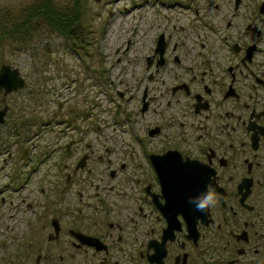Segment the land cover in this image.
Wrapping results in <instances>:
<instances>
[{
  "label": "flooded vegetation",
  "instance_id": "1",
  "mask_svg": "<svg viewBox=\"0 0 264 264\" xmlns=\"http://www.w3.org/2000/svg\"><path fill=\"white\" fill-rule=\"evenodd\" d=\"M142 5L124 89L108 80L104 102L71 110H113L119 143L101 148L94 126L66 139L76 119L49 129L55 144L23 163L5 218L0 191V264H264V0ZM46 162L52 191L31 184ZM209 186L218 203L197 211Z\"/></svg>",
  "mask_w": 264,
  "mask_h": 264
},
{
  "label": "rangeland",
  "instance_id": "2",
  "mask_svg": "<svg viewBox=\"0 0 264 264\" xmlns=\"http://www.w3.org/2000/svg\"><path fill=\"white\" fill-rule=\"evenodd\" d=\"M142 1L0 0V33H7L17 23L24 22L28 12L48 2L57 17L59 14L65 17L77 16L80 11V38L83 42V46L74 50L72 42L59 30L47 24L43 16L36 15L31 20L36 22V26L32 24L29 27V36H25L26 33L19 29L15 30L13 39L8 33L0 38V66L7 64L19 69L26 82L24 89L6 97L4 104L9 107V113L6 123L0 125V152L4 153L0 157V169L3 165L2 172L5 173L0 174V191L4 192L7 203L4 218L9 213L8 203L17 199L16 195H13L12 199L9 198L12 186L25 180L27 175L24 174L30 173L29 169L22 168L23 163L36 162L41 153L48 151V146L53 147L55 144L52 141L54 135L48 133L50 128L53 127L55 132L61 133L65 127V124H61L62 121L76 119L67 130L66 139L77 136V130L72 127L87 132L94 126V129H100L101 139L98 142L101 148L119 143L121 134L113 125V110L105 114H100L97 110L92 112L95 118L84 121L79 120L77 114L71 115V110L79 113L83 107L88 109L94 102H104L111 81L117 90L124 89L119 80L126 81V77L117 78L120 70L126 72V64H133L129 59L140 64L144 52L145 32L140 14L143 9ZM131 6L132 9L128 10ZM150 37H153L152 33ZM96 71L99 76L94 84L92 74ZM135 71L132 78L139 79L141 68L137 67ZM101 73L105 79L101 77ZM31 92H35L33 97V94L28 95ZM3 98L0 93V102ZM112 134L119 136L114 139ZM35 135L42 138L36 142V146L43 148H33L32 142L37 140ZM92 138L93 136H88L86 140ZM24 152L26 154L23 158ZM101 153L104 154L103 150ZM9 155H12V158ZM35 164L33 163L32 167H35ZM39 169L31 184L38 189L44 184L47 191H52V186L46 178L56 173L47 162L39 166ZM44 176L46 177L43 178Z\"/></svg>",
  "mask_w": 264,
  "mask_h": 264
},
{
  "label": "trees",
  "instance_id": "3",
  "mask_svg": "<svg viewBox=\"0 0 264 264\" xmlns=\"http://www.w3.org/2000/svg\"><path fill=\"white\" fill-rule=\"evenodd\" d=\"M34 8V7H33ZM36 16H43L44 21L51 25L55 30H59L70 42H72L73 49L83 46V42L80 38V24H81V14L80 11L78 12V15H69V16H64L59 14L58 17L55 16L52 12V10L49 7V3L46 2V4H43L39 8H35L31 10L30 12L27 13V16L25 17V21L17 23L16 26L11 27L10 31L7 33H0V38H3L4 34L9 35L12 39L14 38V32L15 30L18 31L19 29L25 34V36H29L28 29L32 24H35L34 27L36 26V22H32L31 20L33 19L32 17ZM22 23V25H20ZM38 23V22H37ZM9 39V38H8ZM23 39L21 38V41ZM75 52V51H74ZM101 77L105 79L103 73H101ZM33 94V95H31ZM35 92H31L28 95H31L33 97ZM27 95V94H26ZM39 103V102H38ZM9 113V112H8ZM12 117V116H11ZM15 119V118H14ZM28 123V122H27ZM29 124V123H28Z\"/></svg>",
  "mask_w": 264,
  "mask_h": 264
},
{
  "label": "water",
  "instance_id": "4",
  "mask_svg": "<svg viewBox=\"0 0 264 264\" xmlns=\"http://www.w3.org/2000/svg\"><path fill=\"white\" fill-rule=\"evenodd\" d=\"M95 1L98 2L99 0ZM25 84L26 82L21 76L19 69L7 64H2L0 66V93H2L4 97L0 102V125L5 123L6 116L9 112V107L4 104L6 102V97L24 89Z\"/></svg>",
  "mask_w": 264,
  "mask_h": 264
},
{
  "label": "clouds",
  "instance_id": "5",
  "mask_svg": "<svg viewBox=\"0 0 264 264\" xmlns=\"http://www.w3.org/2000/svg\"><path fill=\"white\" fill-rule=\"evenodd\" d=\"M190 204L195 205L197 211L206 212L210 207L218 203V194L209 186V190L198 197L190 198Z\"/></svg>",
  "mask_w": 264,
  "mask_h": 264
},
{
  "label": "bare ground",
  "instance_id": "6",
  "mask_svg": "<svg viewBox=\"0 0 264 264\" xmlns=\"http://www.w3.org/2000/svg\"><path fill=\"white\" fill-rule=\"evenodd\" d=\"M25 88V87H24ZM21 91V90H20Z\"/></svg>",
  "mask_w": 264,
  "mask_h": 264
}]
</instances>
